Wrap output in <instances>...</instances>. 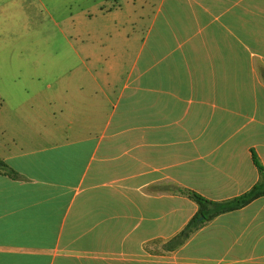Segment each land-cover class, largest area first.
Instances as JSON below:
<instances>
[{
  "label": "crops",
  "instance_id": "1",
  "mask_svg": "<svg viewBox=\"0 0 264 264\" xmlns=\"http://www.w3.org/2000/svg\"><path fill=\"white\" fill-rule=\"evenodd\" d=\"M125 5L133 34L122 48L73 47L80 64L61 63L66 87L37 95L56 107L65 93L72 138L43 130L48 113L11 86L0 97V160L23 177L0 174V264H195L185 250L215 227L239 247L224 248L233 264H264V197L205 223L177 251L167 246L198 212L187 191L222 202L261 179L264 0ZM186 206L170 234L164 215Z\"/></svg>",
  "mask_w": 264,
  "mask_h": 264
},
{
  "label": "rangeland",
  "instance_id": "2",
  "mask_svg": "<svg viewBox=\"0 0 264 264\" xmlns=\"http://www.w3.org/2000/svg\"><path fill=\"white\" fill-rule=\"evenodd\" d=\"M117 9H120V24L115 25ZM131 11L125 5V0H0V97L7 99V85L11 86L12 92L19 93L25 100L29 99L28 108L32 105L34 112L48 113V121L44 123L43 130L56 128L60 131V139L72 138L70 116L64 101L65 93H60L63 100H59L56 107L50 106L37 95L54 97L61 91L59 85L63 83L66 87L71 74L65 67H61V63L73 60L80 64L76 54L72 52L73 47L80 49L82 45H94L93 52L97 56L103 53L100 51L102 47L121 49L133 34ZM88 30H94L96 36L86 37ZM102 30L108 35L102 36ZM130 51L129 48L128 53ZM52 61L56 65L50 67L49 62ZM81 67L80 65L74 69L76 75L81 74ZM121 87L122 85L119 89ZM77 91L74 85L69 96L70 102ZM116 98L117 96L112 101L113 105L108 107L109 113L113 110ZM7 107L6 103L4 113ZM60 110H66V114L62 115ZM54 112L57 114L56 118L52 115ZM188 211L189 207L186 206L176 215L171 211L164 215L163 220L171 222L168 228L170 234L179 228L188 216ZM210 231L192 239L185 253L201 259L194 261L197 264H233L234 254L224 253V248L229 249L232 245L221 242L218 227ZM211 246H215V249L209 251ZM232 248L236 251L239 249L238 245ZM244 254L243 257L250 255L248 252ZM223 256L227 258L225 261L214 262L207 259Z\"/></svg>",
  "mask_w": 264,
  "mask_h": 264
},
{
  "label": "trees",
  "instance_id": "3",
  "mask_svg": "<svg viewBox=\"0 0 264 264\" xmlns=\"http://www.w3.org/2000/svg\"><path fill=\"white\" fill-rule=\"evenodd\" d=\"M1 111V102H0ZM254 162L260 172V181L253 188H251L245 194L229 199L222 202H215L208 200L201 195L187 191L186 195L198 205V212L194 217L186 224L185 228L177 234L168 244V249L173 251L179 247L185 245V243L191 238V236L198 230H200L205 223L214 220L215 218L239 211L259 198L264 197V168L254 156ZM0 174L8 176L13 180H22L23 177L10 168L5 162L0 160Z\"/></svg>",
  "mask_w": 264,
  "mask_h": 264
}]
</instances>
